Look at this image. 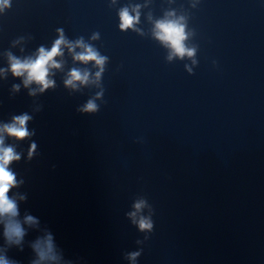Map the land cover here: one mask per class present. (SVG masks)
<instances>
[{
  "label": "clouds",
  "instance_id": "9594fccd",
  "mask_svg": "<svg viewBox=\"0 0 264 264\" xmlns=\"http://www.w3.org/2000/svg\"><path fill=\"white\" fill-rule=\"evenodd\" d=\"M11 0H0V12L5 8L10 7ZM120 28L122 30L134 28L139 22V12L135 15L130 14L128 8L121 9L120 13ZM172 16L173 13H169ZM183 17L179 19H160L155 22L153 34L162 44L171 50L172 55L183 58L184 56L192 57L195 54V49L186 47L185 41L188 38V33L183 22ZM59 39H57L51 49H45L41 46L37 53L33 56L20 59L8 54L9 68L7 70L0 69V75L5 71H10L14 77L23 78L24 87H29L32 84L37 85V89L29 91L30 96H35L37 91L43 93L46 89L54 86V81L50 79L52 69H60L61 63L56 60V57L63 55V49L66 47L69 53L73 54V59L81 63L87 64L94 62L100 68L96 73L98 80L103 72V65L106 57L101 56L92 46L85 44L83 39H79L74 43L67 41L62 30ZM94 39L97 36L93 37ZM76 48H80L79 53L75 52ZM89 81V73L81 72L78 69H72L68 78L65 80L67 86L75 87L76 83L86 84ZM20 85H13L12 91L18 92ZM97 105L89 100L87 104L80 109L82 112H95ZM33 117L28 113L16 115L10 123L0 124V225L3 226L4 245L0 246V264H19L15 259L8 256V251L12 247H17L23 251L24 239L28 234V228H39L40 220L31 214H25L23 220L20 219V207L18 201H26L27 195L17 193L10 195L12 189L24 184V180H17V173L14 172L10 165L13 162L21 160V153L16 150V147L5 144V137L14 138L16 141H24L35 135V130H29L27 124ZM37 143L33 140L30 143L27 152V158L31 161L37 153ZM55 168V165H53ZM148 209V214H144V210ZM131 223L142 233L152 234L154 231L155 215L154 207L147 199H138L133 204V211L126 213ZM150 236L146 235L145 239ZM142 243V241H137ZM32 251L35 253L36 259H33L30 264H61L63 261L62 255L57 251V246L54 241L53 234L44 230L43 235H38L34 241L29 244ZM142 251V250H141ZM141 251L128 253L127 258L130 261H136L141 255ZM63 264H72L71 261H63Z\"/></svg>",
  "mask_w": 264,
  "mask_h": 264
}]
</instances>
